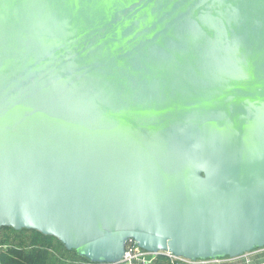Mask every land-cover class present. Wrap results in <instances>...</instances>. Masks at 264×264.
Instances as JSON below:
<instances>
[{
	"label": "water",
	"instance_id": "95a60500",
	"mask_svg": "<svg viewBox=\"0 0 264 264\" xmlns=\"http://www.w3.org/2000/svg\"><path fill=\"white\" fill-rule=\"evenodd\" d=\"M89 264L264 248V0H0V230Z\"/></svg>",
	"mask_w": 264,
	"mask_h": 264
},
{
	"label": "trees",
	"instance_id": "16d2710c",
	"mask_svg": "<svg viewBox=\"0 0 264 264\" xmlns=\"http://www.w3.org/2000/svg\"><path fill=\"white\" fill-rule=\"evenodd\" d=\"M0 245L8 248L0 252V264H66L57 258L75 259L80 264H88L73 252L67 251L54 238L43 236L34 231L0 230ZM152 264H171L164 256H159Z\"/></svg>",
	"mask_w": 264,
	"mask_h": 264
},
{
	"label": "built area",
	"instance_id": "2783aa9c",
	"mask_svg": "<svg viewBox=\"0 0 264 264\" xmlns=\"http://www.w3.org/2000/svg\"><path fill=\"white\" fill-rule=\"evenodd\" d=\"M6 248H8V246L0 245V252ZM54 255L66 264H80V262L75 259L59 257L57 254ZM159 256L166 257L171 264H264V248L245 253L235 258L191 261L180 257H173L168 253L146 252L132 243L127 245L125 255L118 264H152Z\"/></svg>",
	"mask_w": 264,
	"mask_h": 264
},
{
	"label": "rangeland",
	"instance_id": "374dc122",
	"mask_svg": "<svg viewBox=\"0 0 264 264\" xmlns=\"http://www.w3.org/2000/svg\"><path fill=\"white\" fill-rule=\"evenodd\" d=\"M62 257V256H61ZM69 259H71V258H69Z\"/></svg>",
	"mask_w": 264,
	"mask_h": 264
}]
</instances>
